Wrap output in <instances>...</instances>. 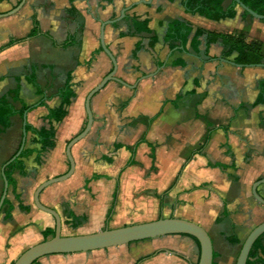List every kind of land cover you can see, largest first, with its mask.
Listing matches in <instances>:
<instances>
[{
	"label": "crops",
	"instance_id": "1",
	"mask_svg": "<svg viewBox=\"0 0 264 264\" xmlns=\"http://www.w3.org/2000/svg\"><path fill=\"white\" fill-rule=\"evenodd\" d=\"M20 2L0 0V97L19 87L26 106L42 101L43 106L26 114V123L37 130L52 126L55 147L39 162L37 154L22 159L25 176L12 175L15 185L8 187L7 211L0 218V264H13L19 257V249L8 246L9 240L15 225L22 223L16 224L17 217L31 214L35 190L30 203L26 160L40 166L45 155L59 151L57 136L70 141L83 130L85 97L112 70L100 48V26L118 18L122 10V20L105 26L104 43L116 60L115 77L129 87L109 82L92 98V128L72 147L75 169L65 181L78 184L71 207L87 213L83 235L148 220L181 219L206 231L212 264H235L248 234L264 222V207L251 196L252 184L264 179V105L251 107L264 81V67L235 65V54L226 57L221 42L207 46V38L244 33L247 42L264 44V21L242 19L240 9L233 19L209 21L186 13L184 0H24L15 14L7 16ZM34 19L39 35L28 38ZM130 20L146 21L148 31L128 36ZM173 21L192 29L184 47L164 39ZM196 30L204 35L194 49L190 40ZM69 37L74 44L63 48ZM11 41L18 43L4 48ZM32 73L42 95L25 80ZM68 77L75 98L65 108L62 122H49L48 112L60 106L59 91ZM14 107L18 109L17 104ZM208 130L209 139L198 153ZM21 138L22 118L16 115L0 134V197L1 169L18 151ZM28 139L34 145L30 135ZM131 157L134 165L126 166ZM64 189L61 183L46 188L40 202L58 214L43 194L52 199L54 191ZM257 192L264 199V185ZM126 195L127 206L119 207ZM16 196L28 213L20 210ZM151 196L158 198L156 212L146 208ZM8 212L10 221L2 218ZM232 238L239 243L232 244ZM258 248L264 249V235ZM150 255L139 264H197L199 248L192 238L175 235L90 253L47 256L35 264H136ZM258 264H264V253Z\"/></svg>",
	"mask_w": 264,
	"mask_h": 264
},
{
	"label": "trees",
	"instance_id": "2",
	"mask_svg": "<svg viewBox=\"0 0 264 264\" xmlns=\"http://www.w3.org/2000/svg\"><path fill=\"white\" fill-rule=\"evenodd\" d=\"M71 1V0H70ZM227 0H184V9L186 13L192 15H198L205 18L209 21L218 22L225 19H233L237 13V5L230 0L229 4L225 6ZM245 7H247L253 13L264 16V0H238ZM250 17L246 12L242 13V19ZM34 28L28 35V38H35L39 35L38 24L33 20ZM147 22H137L134 20L128 21V33L127 35H133L137 33H146ZM192 32L191 27L188 25L179 22L173 21L167 27V32L165 35V41L179 43L184 47L188 41V38ZM204 33L201 30H196L193 37L190 40V46L194 49H197L199 46V38L203 36ZM220 41L225 52V56L229 57L232 54H235L234 64L237 66L245 67H255L258 65H264V44L258 41L247 42L246 36L244 33H234L228 35H217L209 34L207 38V46ZM18 43V41H11L4 48L10 47ZM154 41L151 42V46L154 45ZM72 37H69L62 45L63 48H67L73 45ZM3 49V48H1ZM26 82L35 88L37 95H42L40 87L36 84L35 76L32 73L30 76L26 77ZM59 97L61 99L60 106L48 112L46 119L49 122L60 123L67 116L66 107H69L71 100L75 98L74 86L71 84V78L68 77L64 87L59 91ZM14 104L18 105V109L14 107ZM42 101L38 102L33 106H26L19 98V87L13 91L8 92L5 96L0 97V134L10 126V120L14 116H19L22 118L24 114H27L37 107L43 106ZM258 105H264V81L259 84V93L255 102L251 107H256ZM26 135L32 137V142L34 145L39 147V150L36 149H23L21 154L13 162L7 165L4 169V175L8 182V187H14L15 183L12 178L13 173L18 172L20 175L25 176L24 168L22 165V159L28 158L33 154H37V161L39 162L41 156L48 150H51L55 147V131L52 126L48 129H34L31 125L26 123L25 127ZM210 131H207V134L204 138V142L198 153L204 148L206 142L209 139ZM133 155V154H132ZM134 165V161L131 159L127 162L126 166ZM102 177L93 176L92 179H101ZM117 189V185H116ZM42 194V193H41ZM113 198L115 199V193ZM16 199L19 200L20 210L24 213H28L29 209L24 207L19 199V196H16ZM7 205V200H4L3 206ZM9 212L12 210L11 207H8ZM9 212L6 215V218H9ZM42 237L44 240H47L49 237L52 238L54 235V227L52 229H46L42 232ZM262 237V236H261ZM261 237L256 240L254 243L246 261V264H258L259 257L264 253V249L258 248V243L261 240ZM194 240V239H193ZM195 241V240H194ZM232 244H238L236 238L230 239ZM197 244V242L195 241ZM198 245V244H197ZM150 256L139 259L136 264L150 258ZM36 263V262H35ZM34 263V264H35Z\"/></svg>",
	"mask_w": 264,
	"mask_h": 264
},
{
	"label": "water",
	"instance_id": "3",
	"mask_svg": "<svg viewBox=\"0 0 264 264\" xmlns=\"http://www.w3.org/2000/svg\"><path fill=\"white\" fill-rule=\"evenodd\" d=\"M233 1L238 9L242 12H246L251 18L264 21V16H259L252 11H250L247 7H245L238 0ZM24 0H21L19 5L7 14L13 15L15 14L22 6ZM125 10L120 12V16L112 21L104 22L100 26V34H99V43L102 52L108 57L110 60L112 70L106 75L94 88H92L85 97L84 100V112L86 116V122L83 130L75 136L72 140L68 142L65 148V157L68 162V171L57 178L49 179L43 183H41L34 191L32 196V202L34 207L46 214L49 215L54 221V235L52 238L44 240L24 251L13 264H34L41 258L53 255H73L80 253H90L94 251H101L110 248H117L126 246L132 243L153 240L157 238H162L166 236H187L189 238L194 239L199 248V259L197 264H212L213 263V250H212V242L210 237L206 233V231L200 226L181 219H158L153 222H147L142 224H136L131 226H126L117 229H105L103 231L88 234V235H76V236H67L63 237L61 235V219L58 214L44 206L40 202L41 193L48 187L59 184L67 181L74 173L75 164L71 155V149L78 142L83 140L88 133L90 132L93 124V116L91 112V100L92 98L98 94L109 82H116L125 87H129L121 80L115 77L117 64L115 58L107 49L104 43V28L106 25H111L119 22L124 18ZM258 67H264V65H258ZM26 114L22 117V138L20 142V146L16 154L8 161L1 169V177L3 181V190L0 197V209L3 205V202L7 195L8 190V182L4 175V169L7 165L13 162L24 149L25 140H26ZM260 185H264V179L256 181L251 186V196L252 198L264 207V199L258 195L257 188ZM264 235V222L260 225L256 226L246 237L244 242L241 245L238 257L236 259L235 264H246L248 259V255L256 242L261 236Z\"/></svg>",
	"mask_w": 264,
	"mask_h": 264
},
{
	"label": "rangeland",
	"instance_id": "4",
	"mask_svg": "<svg viewBox=\"0 0 264 264\" xmlns=\"http://www.w3.org/2000/svg\"><path fill=\"white\" fill-rule=\"evenodd\" d=\"M83 91L86 93L88 89L83 88ZM57 137L60 138L59 151L56 152L52 150L50 154L45 155L43 157L44 160L41 162L40 166H37L39 164L36 165L34 162L31 161V159L26 160V162L29 161L27 165L30 174V178L28 179L27 182L28 183L31 182L29 187L30 193H28L27 195L28 196L27 199L29 200L30 203H31V193L35 190L37 185H39L43 181H46L47 179L55 177L56 175H60L63 172L65 173V171L68 170L67 160L65 159L64 151L67 142L69 141V137L67 136L63 138H61L60 136ZM30 147H34V145H32L30 139H28L25 141V148H30ZM155 170L157 171V168H155L153 171ZM61 184L65 185V189L63 191L62 190L60 192L54 191V198L52 199L49 198L48 194L45 193L43 194V200L45 202L54 205L58 210V216L61 219V235L63 237L83 235V233L85 232L84 228L88 224V219L86 216L87 213L84 210H76L74 209V207H71L74 205V201H73L74 197H77L79 192V190L76 189L78 188L77 187L78 184L71 183L69 185H66L68 183L65 182ZM157 187H155L154 189L156 190L159 189ZM68 190L69 192H66ZM127 197L128 196L126 195L125 200L121 202V205H119V207L127 206L128 204ZM10 199L13 202V204H16V201L12 198V196L10 197ZM30 206H31L30 215L28 216L26 215L25 217L22 216V218L21 215L17 217L18 223L16 224H19L20 222L22 223H20V225H15L11 233L12 238L9 240L8 246L13 245L15 246V248L19 249L18 256H20L28 248L44 241V238L41 235L42 232L46 229H52L54 227L53 219L50 216L39 212L37 209H35L32 203L30 204ZM146 208L148 210H153L154 212H156L158 209V198L154 196L149 197L147 200ZM6 211H7V207L3 206L0 211V218L1 216L5 215ZM69 214H73V217H70ZM2 218H4V220L6 221L11 220V216H9V218H6V216ZM92 218L95 220V216H92ZM150 221L152 220H148V222ZM111 227L113 226L111 225Z\"/></svg>",
	"mask_w": 264,
	"mask_h": 264
}]
</instances>
